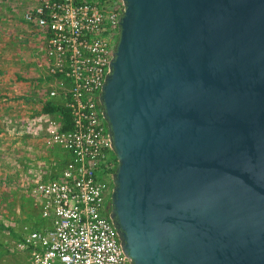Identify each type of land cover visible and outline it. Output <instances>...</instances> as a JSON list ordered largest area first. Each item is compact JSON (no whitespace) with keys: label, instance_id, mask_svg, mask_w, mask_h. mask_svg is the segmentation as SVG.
Wrapping results in <instances>:
<instances>
[{"label":"water","instance_id":"water-1","mask_svg":"<svg viewBox=\"0 0 264 264\" xmlns=\"http://www.w3.org/2000/svg\"><path fill=\"white\" fill-rule=\"evenodd\" d=\"M100 102L130 264H264V0H123Z\"/></svg>","mask_w":264,"mask_h":264},{"label":"built area","instance_id":"built-area-1","mask_svg":"<svg viewBox=\"0 0 264 264\" xmlns=\"http://www.w3.org/2000/svg\"><path fill=\"white\" fill-rule=\"evenodd\" d=\"M124 9L123 0H40L24 12L45 43L52 85L44 100H57L70 119L67 129L61 114L42 128L45 147L67 157L41 161L22 189L37 204L33 220L6 225L3 243L25 253L24 264L131 262L106 208L117 158L100 102Z\"/></svg>","mask_w":264,"mask_h":264},{"label":"rangeland","instance_id":"rangeland-1","mask_svg":"<svg viewBox=\"0 0 264 264\" xmlns=\"http://www.w3.org/2000/svg\"><path fill=\"white\" fill-rule=\"evenodd\" d=\"M13 2L14 0H0V7L12 5ZM17 24L12 20L0 22V192L2 190L14 192L13 188H17V194L14 192L15 194L6 201L0 200V219L11 216L9 210L4 208V204H8L7 201L12 202L15 208L18 205L23 206L24 203L25 211L31 208V211L36 210L37 204L33 198H29L30 196L28 198L31 202L27 200L23 202L21 190L28 189L33 181L32 177L27 178L29 170L38 167L40 160L50 159V149L46 148L42 141V128L46 120H42V117L35 120L37 117L33 118V116L41 112L42 105L46 102L43 98L44 94L52 83L50 78H48L49 87L48 83L44 85L41 83L45 68L41 70L43 73L28 71L27 63L31 62L24 54L32 51L33 47H31L32 43L28 44L27 39L22 38L20 41L15 38L23 32V30L19 31ZM33 57L41 58V52L39 51L36 56L33 54ZM51 118L56 119L57 116ZM54 149L59 154H56L59 159L64 158L63 150L57 147ZM21 180L24 183L17 184ZM4 248H0L2 264L25 263V253L9 252L6 248L4 252Z\"/></svg>","mask_w":264,"mask_h":264},{"label":"crops","instance_id":"crops-1","mask_svg":"<svg viewBox=\"0 0 264 264\" xmlns=\"http://www.w3.org/2000/svg\"><path fill=\"white\" fill-rule=\"evenodd\" d=\"M40 0H14L13 4L12 5H8V6H4V7H0V22H4L5 21H8V20H12L15 21V23H19L17 24L18 28H19V31L22 32V34L20 33L18 36H16L15 38L17 39H20V41H22V38L24 39H27L28 40V44H31V47H33L32 51H28L27 54H24V52L20 51V53H23L24 55H27L29 57V61L31 63H27L28 65V71L30 72H33V71H38L40 72L41 70H44V68L46 67L45 66V43H44V40H43V36L42 34L39 32V30H37L33 25L27 23L26 21H24L23 19V16H24V12L29 9V8H32L34 6H36L38 3H39ZM20 25V26H19ZM36 31V32H35ZM42 37V38H41ZM41 46V47H40ZM34 50V51H33ZM41 52V58L40 57H33V54H35V56L38 54V52ZM19 54V52H18ZM32 66V67H30ZM35 67V68H34ZM25 68H26V65H25ZM42 72V71H41ZM43 73V72H42ZM48 78H45V75L42 76L41 78V83L42 85L44 84H47L48 83V87L50 86L49 85V82H48ZM32 84H33V81H31ZM30 83V82H29ZM31 84V83H30ZM35 86V84H33ZM44 98V97H43ZM42 99V97H41ZM45 101V100H44ZM53 115H50L48 113H38L36 116H33V118H35V120H38L41 119L42 120H46V122L44 123V125L47 124V120L48 119H53L51 118ZM33 120V119H32ZM43 134V132H42ZM42 141H43V137H42ZM59 149V148H58ZM50 159H54V160H58L59 158L56 156L57 154V151L55 149H51L50 152ZM59 155V154H57ZM64 158L67 157L66 155L63 156ZM43 161V160H40L39 163ZM39 163H38V166H39ZM38 167H33V170H29V174L27 175V178L29 179L30 177L33 178V176L36 174L37 175V169ZM38 170V169H37ZM24 183L23 180L17 182V184H22ZM15 189L14 192L17 194V188H13ZM23 189V188H22ZM21 190V189H20ZM14 192H10V191H7L5 192L4 190H2L0 192V200H8L10 198L11 195H14L15 193ZM22 192V196L25 197V198H28L29 196L24 192L23 190H21ZM31 198V197H29ZM34 201V200H33ZM8 204H4V208H7L9 210V213H10V218H1L0 219V248H3L6 246H4L3 244V238L6 239L7 237L6 234H5V230L7 229L6 225L8 224H11V223H16V222H20V221H31V220H28V217H29V212H32L31 209L30 210H27L25 211L23 208L24 203H23V206L21 205H18V207H14V204H12V202L10 203V201H7ZM23 202H25V200L23 199ZM35 210H33L34 212ZM8 216V214H7ZM1 226H3L4 228H2ZM8 230V229H7ZM3 249V250H6V249ZM4 256V255H2Z\"/></svg>","mask_w":264,"mask_h":264},{"label":"trees","instance_id":"trees-1","mask_svg":"<svg viewBox=\"0 0 264 264\" xmlns=\"http://www.w3.org/2000/svg\"><path fill=\"white\" fill-rule=\"evenodd\" d=\"M41 112L42 113H48V114L53 115V116L54 115L57 116V115L61 114L63 119H64V122H65L64 129L68 128L69 122H70L69 115H68L66 109L57 100H51L49 102H44L42 105ZM23 199L25 201L27 200L28 202H31L29 198L24 197ZM33 217H34V212L32 210V212H29L28 220H33ZM1 227L4 228L3 226H1ZM4 252H6V250H4Z\"/></svg>","mask_w":264,"mask_h":264},{"label":"flooded vegetation","instance_id":"flooded-vegetation-1","mask_svg":"<svg viewBox=\"0 0 264 264\" xmlns=\"http://www.w3.org/2000/svg\"><path fill=\"white\" fill-rule=\"evenodd\" d=\"M106 208L109 210V212H110V210H111V204L110 203H107L106 204Z\"/></svg>","mask_w":264,"mask_h":264}]
</instances>
